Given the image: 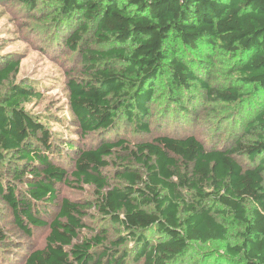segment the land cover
Returning <instances> with one entry per match:
<instances>
[{
  "label": "trees",
  "instance_id": "1",
  "mask_svg": "<svg viewBox=\"0 0 264 264\" xmlns=\"http://www.w3.org/2000/svg\"><path fill=\"white\" fill-rule=\"evenodd\" d=\"M4 1L32 11L53 0ZM55 2L54 22L74 26L64 43L79 64L65 83L72 135L96 139L86 149L61 147L72 155L68 173L55 161L51 129L23 107L42 86L13 83L2 93L18 61H0V193L22 231L48 227L25 264H182L194 243L211 242H226V256L206 253L213 264H264V0ZM217 62L227 66L224 85L209 82ZM163 75L167 113L184 118L220 106L226 120L235 116L222 146L184 133L129 149L119 137L124 123L150 134L149 102ZM120 151L127 164L106 173ZM27 173L23 191L6 181ZM74 183L92 187L94 197L56 203L57 187ZM49 207L56 213L47 221ZM88 215L98 229L83 235L92 228Z\"/></svg>",
  "mask_w": 264,
  "mask_h": 264
},
{
  "label": "rangeland",
  "instance_id": "2",
  "mask_svg": "<svg viewBox=\"0 0 264 264\" xmlns=\"http://www.w3.org/2000/svg\"><path fill=\"white\" fill-rule=\"evenodd\" d=\"M56 0L49 2H38L37 7L30 11L12 2L0 0V61H18L16 72L10 74L9 79L4 82L1 92H5L8 85L13 83H25L36 81L43 92L40 97L33 98L30 102H24L23 107L28 113L38 114L43 118V123L53 132L54 150L60 155L55 161L70 173L73 169L71 154L62 153V146L67 142H74L81 149L94 146V136H74V124L68 121L70 114L67 106L66 81L69 75H79L78 57L68 46L65 45V38L73 27L56 23L54 18L59 13V4ZM209 82L224 85L228 81L229 74L226 65L217 62L214 66ZM165 76L159 77L153 88L150 100V113L148 121L151 132L146 135H137L134 132L132 123H124L119 131V137L129 142V149L133 144L151 137L163 134H184L193 133L201 138L207 145L222 146L233 130L235 116L224 118L228 110L223 112L220 106H216L210 113L196 114V116L180 117L178 114L167 113L168 108V87L164 82ZM199 108H197L198 110ZM49 120H48V118ZM174 129H177L175 131ZM118 155L111 157V164L106 168V173H112L121 164H127L124 157L127 152H117ZM9 156V155H7ZM8 158V157H7ZM109 171V172H108ZM112 171V172H111ZM27 173L21 180L12 181V176L7 177V183L11 186L17 184L21 191L25 189V183L29 179ZM115 184V182H113ZM77 183L71 186L61 184L57 187L58 203L62 198L71 200L91 199L94 197L93 188ZM89 213L99 215L94 208ZM56 213L55 207H49L41 214V218L49 221ZM88 215L87 221L91 231L84 230L83 235H91L97 232V222L91 220ZM0 226L6 236V242L0 244V264H25L24 256L31 250L41 248L45 244V237L48 227H35L30 229V234L22 231L14 222L13 213L0 193ZM237 227H231L234 234ZM109 233H113L109 229ZM228 241L235 242L236 238L231 235ZM226 242H211L207 244H193L182 264H205L200 262L201 257H206V264H213V258H208L206 253L211 250L226 256ZM199 258V259H198ZM141 264V262L136 263ZM226 264V261L224 262Z\"/></svg>",
  "mask_w": 264,
  "mask_h": 264
}]
</instances>
